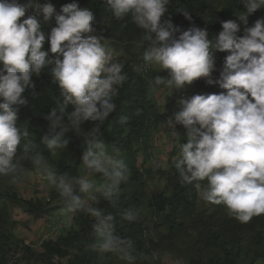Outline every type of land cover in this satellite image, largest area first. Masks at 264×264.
<instances>
[{
    "label": "clouds",
    "instance_id": "obj_1",
    "mask_svg": "<svg viewBox=\"0 0 264 264\" xmlns=\"http://www.w3.org/2000/svg\"><path fill=\"white\" fill-rule=\"evenodd\" d=\"M244 11L237 20L222 22V31L209 39L206 28L195 25L182 30L168 22L161 24L169 0H105L116 18H131L148 42L144 60L169 70V77H155L156 85L175 90L198 78H208L215 68V52H228L218 84L227 93L181 98V110L164 123L176 135V126L187 130V143L180 145L175 169L186 184L195 183L202 199L227 206L229 215L247 223L264 214V18L248 27V16L264 8V0H241ZM31 5L18 0H0V177L12 183L23 179L22 158L28 159L38 174L59 193L62 213L71 220L78 211L94 218L93 248L134 260L133 243L115 234L114 216L92 206L103 198L115 204L122 182L128 180V167L120 150L109 152L99 138V124L106 121L117 105V86L126 75L123 65L113 62V52L105 47L96 32V17L90 9H81L73 0L60 10L50 3L35 4V12L25 17ZM191 20V14L183 12ZM53 18L56 26L50 34L42 30ZM244 24V35L238 36ZM179 33V35H177ZM153 34H155L153 36ZM46 40L53 60L44 51ZM62 57V59H61ZM58 82L62 102L44 115L48 129L42 142L53 151L65 146L70 131H79L85 122H93L83 134L82 161L95 182L84 176L57 175L49 161L40 154H29L30 133L18 123L21 106L28 105L26 90H33V76L49 66ZM249 94L253 99H249ZM72 105L73 110L68 111ZM127 118H121V124ZM22 141L28 143L22 144ZM208 184L201 191L199 181ZM133 211L125 213L129 222L136 220Z\"/></svg>",
    "mask_w": 264,
    "mask_h": 264
},
{
    "label": "trees",
    "instance_id": "obj_2",
    "mask_svg": "<svg viewBox=\"0 0 264 264\" xmlns=\"http://www.w3.org/2000/svg\"><path fill=\"white\" fill-rule=\"evenodd\" d=\"M22 5H31V11H27L25 17L34 14L35 4H44L50 2L57 11L61 6L72 3L73 0H18ZM81 9H90L93 11L96 22L94 27L96 31L106 30L108 34L122 42H132L137 38L146 41L142 29L138 28L131 18H116L112 11L109 10L105 0H76ZM167 12L161 17V24L166 26L168 22L178 26L182 30H187L193 25L206 28L209 34V39L215 37L222 31V22L227 20H237V16L244 11V5L241 0H232L228 6L220 8L210 0H169ZM191 14L192 19L188 20L183 12ZM264 18V8L258 9L248 16V27L254 25L257 19ZM56 26L55 19L47 24L42 25V30L46 34H50L51 29ZM245 25L241 23L238 36L244 35ZM155 34H153L154 36ZM179 35V33H177ZM50 50V43L46 40L43 49ZM228 52H215V68L209 79L218 80L221 72L224 70L225 57ZM57 54H52L49 51V57L55 59ZM62 59V57H61ZM113 62H119L123 65L122 74L126 75V80L122 85L117 86L118 95L114 97L113 102L117 105L115 111L110 114L109 118L102 124H99V138L105 142L107 146L118 148L122 153V158L128 167V178L132 182V188L128 194L119 191L118 199L115 204L98 199L94 203V207L102 209L106 214L110 213L114 216L115 234L123 239H129L133 243V249L130 250L135 261L140 260L142 255V240L141 235L145 229L144 223L136 218L129 222L125 219V213L133 211L136 213V207L139 205L140 199L145 190L143 174L138 167V154L140 151L146 152L149 148L154 130L160 125L161 113L159 106L155 103L149 90L148 80L133 66L131 60L122 58H113ZM2 66V64H0ZM54 65L45 67L39 76H33L35 84V93L33 90H26L25 96L28 99V105L21 106L19 111L18 123L27 127L30 133L29 137V154H40L50 156L55 152H61L65 156H73L77 163L82 162L84 151L83 134L96 125L93 122H85L79 131H70L65 139L67 143L64 147L55 151L49 149L42 142V137L48 129V121L44 119V115L50 111V108L57 106L62 102L61 90L58 82L50 74V68ZM218 86V88H216ZM227 93L226 89H222L218 84L201 83L194 91L195 95H210ZM249 99H253L249 94ZM73 106H68V111H72ZM126 117L127 121L121 124V118ZM180 127V145L187 143V130L181 125ZM28 141H22V144ZM180 149V147H179ZM23 171L32 170L33 166L26 158H22ZM171 179V194L155 196L156 205L160 212L169 207L170 212L165 216L168 222L171 223L174 233L177 235L182 229L181 222L175 221V218L192 219L198 201L199 192L193 184H186L182 181L175 166L172 169ZM10 177H0V264H9L8 252L13 237L9 231L10 212L5 204L6 197L17 202L18 196L16 193L8 189ZM201 191L207 186L208 181H199ZM32 204V202H29ZM221 206V203L219 204ZM226 205L222 204V209ZM221 210V208H220ZM221 213V211H220ZM137 215V214H136ZM254 222L264 227V214L256 216ZM94 218L85 214L84 211H78L75 219V225L67 232L64 237L57 241L48 240L45 243L44 251L40 254L41 258L49 260L53 257H67L68 264H102L99 257V250L92 247L95 243V235L92 225ZM176 223V224H174ZM196 226V225H195ZM197 239L198 242L205 247L213 244L216 245L214 252L215 258H209L208 264H239V256L228 254L225 246V238H234L237 230L227 226L223 233L222 231L213 232L206 225L200 226L197 224ZM230 234V235H228ZM213 235L215 243H211ZM225 237V238H224ZM75 249V255L70 251ZM221 250L225 251L224 259H221ZM219 253L218 256H216ZM189 264H202V260L193 259Z\"/></svg>",
    "mask_w": 264,
    "mask_h": 264
},
{
    "label": "rangeland",
    "instance_id": "obj_3",
    "mask_svg": "<svg viewBox=\"0 0 264 264\" xmlns=\"http://www.w3.org/2000/svg\"><path fill=\"white\" fill-rule=\"evenodd\" d=\"M216 6L224 8L232 0H210ZM31 11V8L28 9ZM86 35H102L105 39L102 44L110 48L113 58L131 60L135 70L141 73L149 82V90L153 100L159 106L161 113L160 125L154 130L149 148L138 154V167L143 174L145 190L136 207V214L144 223L145 229L141 240L144 245L140 260H133L131 264H189L193 259L202 260V264H208L209 258H215L216 245L205 247L197 239V224L206 225L211 231H222L227 226L237 230L234 238L225 246L228 254L239 256V264H264V227L254 222L253 216L247 223H241L229 215L227 206L222 209V204L207 202L200 194L192 219L175 218L176 223L181 222L182 229L175 234L171 223L166 219L170 212L169 207L160 212L156 205L155 196L171 194V179L174 160L179 158L180 152V127L176 126V135L170 128L165 127V121L169 117L174 118V113L181 110L178 101L181 98H191L197 87L204 83L205 79L198 78L192 84H186L183 88L175 90L164 85H156L155 77H169V70L161 69L160 65L146 62L143 58L148 46L141 38L132 42H122L110 36L106 30L96 31ZM218 88V86H216ZM107 146V145H106ZM109 152L114 148L107 146ZM43 156V155H42ZM122 158V153L120 152ZM57 175L84 176L87 179L99 182L98 175L87 172L83 161L77 163L73 156H65L61 152H55L50 156H44ZM23 179L17 183L8 182V189L17 194L18 200L14 202L6 197L5 204L10 212L9 231L13 237L9 246V264H68L67 257H53L49 260L41 258L45 243L48 240L57 241L64 237L75 225L77 213L70 214L71 220L62 213L63 202L59 193L47 180L32 170L21 173ZM132 188L129 180L122 182L119 191L128 194ZM29 202H32L30 204ZM89 204L94 206L92 201ZM221 208V210H220ZM221 211V213H220ZM85 214H89L84 212ZM90 215V214H89ZM174 223V224H176ZM196 225V226H195ZM230 235V234H228ZM216 235H213L211 243ZM75 255V249H70ZM219 253L216 255L218 256ZM225 251L221 250V259H224ZM102 264H130L122 259L119 254L100 252Z\"/></svg>",
    "mask_w": 264,
    "mask_h": 264
},
{
    "label": "built area",
    "instance_id": "obj_4",
    "mask_svg": "<svg viewBox=\"0 0 264 264\" xmlns=\"http://www.w3.org/2000/svg\"><path fill=\"white\" fill-rule=\"evenodd\" d=\"M202 78H204V77H202ZM202 81H204V84H208V80L207 79L202 80Z\"/></svg>",
    "mask_w": 264,
    "mask_h": 264
},
{
    "label": "bare ground",
    "instance_id": "obj_5",
    "mask_svg": "<svg viewBox=\"0 0 264 264\" xmlns=\"http://www.w3.org/2000/svg\"><path fill=\"white\" fill-rule=\"evenodd\" d=\"M209 78V77H208Z\"/></svg>",
    "mask_w": 264,
    "mask_h": 264
}]
</instances>
